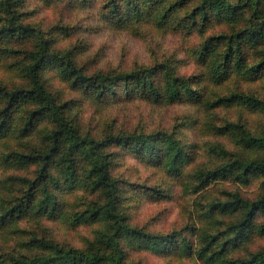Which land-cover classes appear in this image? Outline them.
I'll return each instance as SVG.
<instances>
[{
	"label": "trees",
	"instance_id": "1",
	"mask_svg": "<svg viewBox=\"0 0 264 264\" xmlns=\"http://www.w3.org/2000/svg\"><path fill=\"white\" fill-rule=\"evenodd\" d=\"M44 1L67 2L76 8L99 1L103 24L132 35L145 27L156 32L197 31L202 41L190 53L198 74L183 76L171 64L88 74L71 50L55 48L49 32L25 22L27 0H0V63L7 61L14 74L10 84H0V164L16 174L0 178V234L22 232L16 227L23 219L99 225L94 239L83 248L32 235L22 242L27 253L0 254V264H138L129 260V249L165 257L196 254L208 264H264V247L237 258L227 254L249 244L253 236L264 235V222L259 221L264 217V132H253L245 121L217 128L211 119L219 107L264 115V98L257 90L234 87L264 81V0ZM50 70L72 91H83L81 99L90 98L92 103L139 99L195 107L202 112L195 120L201 132L229 137L242 151L234 154L218 143L185 142L183 122L171 130L131 133H118L105 124L94 136L73 114L82 102L62 100L50 90L46 78ZM10 140L17 141L19 149L11 150ZM3 144L11 151L4 152ZM115 147L180 182L186 192L205 191L219 180L243 185L254 178L263 179L261 191L252 199L234 192L226 199L209 200L202 220L212 225L221 214L229 217V223L219 222L223 228L215 234L207 226L189 227L200 242L194 247L190 237L178 230L154 234L129 222L124 212V184H129L113 175ZM196 149L217 156L218 163L188 169L197 158ZM31 168L32 174L25 176L23 172ZM150 190L166 197L161 190Z\"/></svg>",
	"mask_w": 264,
	"mask_h": 264
},
{
	"label": "rangeland",
	"instance_id": "2",
	"mask_svg": "<svg viewBox=\"0 0 264 264\" xmlns=\"http://www.w3.org/2000/svg\"><path fill=\"white\" fill-rule=\"evenodd\" d=\"M236 1V0H232ZM25 22L49 32L55 38L56 47L60 50L69 49L76 63L86 73L94 74L98 70L104 72L129 71L136 66H154L171 64L176 71L186 77L198 74L196 59L190 53L202 41L199 32L182 33L180 31L156 32L145 27L139 35L128 32H118L103 24L100 13V2H94L84 8L72 7L67 2L48 4L44 0H27L24 8ZM209 33V32H208ZM15 48H20L18 44ZM16 58V57H15ZM14 60V59H11ZM8 62L0 63V84L12 82L13 72L7 67ZM49 78L50 90L57 92L62 100L79 99L82 103L74 109L80 126L94 136L100 135L103 125L109 124L118 133L152 132L156 130H171L177 124L184 123L182 135L185 142L197 145L211 146L215 143L226 147L231 153H241V147L232 142L229 137L219 136L199 128L196 118L202 117L197 108L178 103L173 105L151 104L143 100L98 104L81 99L83 91H72L67 83L57 76L54 70L46 73ZM236 90L253 88L264 98V81L254 83L234 84ZM245 88V89H244ZM222 91V89H218ZM185 120V121H182ZM213 124L224 128L229 122L245 121L253 132H264V115L240 114L234 109L219 107L211 114ZM181 120V121H180ZM191 126V127H189ZM11 150L19 149L17 141L10 140ZM3 151H11L3 144ZM197 158L188 169L218 163L217 156L196 149ZM112 152L118 153L113 175L124 184L127 199L124 202V212L129 215V222L136 227L144 228L154 234H169L175 230L183 232L199 247L200 242L188 229L192 225L207 226L212 234L223 228L219 222L229 223V217L216 215L217 221L212 225L209 220L204 222L201 214L206 204L213 199H226L227 193L237 192L247 198H254L261 191L262 180L254 178L249 184H239L232 179L219 180L205 191L186 192L184 186L171 179L162 171L147 167L139 159L122 149L115 147ZM33 168L23 174L31 175ZM16 175L11 169L0 164V178ZM151 188L161 190L166 197H157ZM160 191V192H161ZM134 194V195H133ZM264 222V217L259 219ZM204 222V223H203ZM13 235L0 234V254L17 256L27 253L25 246L32 235L45 237L55 242L83 248L87 241L94 239V230L98 224L72 226L64 221H50L42 218L38 221L23 219L19 222ZM249 244L238 249H230L228 256L237 258L244 256L249 250L255 251L264 247V235L253 236ZM129 260L138 264H208L200 260L196 254L192 256H163L151 251L129 249ZM216 263V264H220Z\"/></svg>",
	"mask_w": 264,
	"mask_h": 264
}]
</instances>
